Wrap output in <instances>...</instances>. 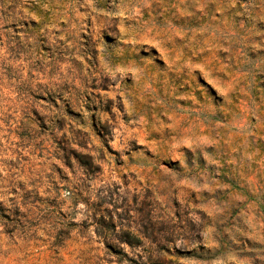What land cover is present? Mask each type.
Returning <instances> with one entry per match:
<instances>
[{
	"label": "rangeland",
	"instance_id": "obj_1",
	"mask_svg": "<svg viewBox=\"0 0 264 264\" xmlns=\"http://www.w3.org/2000/svg\"><path fill=\"white\" fill-rule=\"evenodd\" d=\"M0 264H264V0H0Z\"/></svg>",
	"mask_w": 264,
	"mask_h": 264
}]
</instances>
